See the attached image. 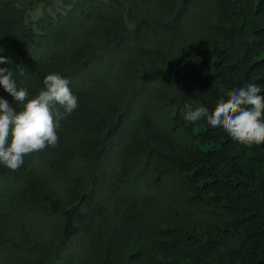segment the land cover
Wrapping results in <instances>:
<instances>
[{
	"label": "trees",
	"instance_id": "obj_1",
	"mask_svg": "<svg viewBox=\"0 0 264 264\" xmlns=\"http://www.w3.org/2000/svg\"><path fill=\"white\" fill-rule=\"evenodd\" d=\"M0 48L29 98L54 73L78 102L0 164V264H264V144L184 118L264 95V0H0Z\"/></svg>",
	"mask_w": 264,
	"mask_h": 264
},
{
	"label": "clouds",
	"instance_id": "obj_2",
	"mask_svg": "<svg viewBox=\"0 0 264 264\" xmlns=\"http://www.w3.org/2000/svg\"><path fill=\"white\" fill-rule=\"evenodd\" d=\"M0 51H3L0 48ZM10 61L0 56V64ZM44 88L34 98H29L25 88H18L12 72L0 68V86L9 93L22 110L14 109L0 98V164L12 171L24 163V157L58 143L57 120L71 115L78 107L69 80L60 74L50 73L43 80ZM60 108L64 112L59 111ZM185 120L197 122L206 119L213 127H220L236 142L251 148L264 144V95L261 87L248 83L230 90L227 99L218 101L214 111L204 106H184Z\"/></svg>",
	"mask_w": 264,
	"mask_h": 264
}]
</instances>
